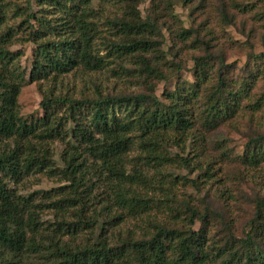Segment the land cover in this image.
Instances as JSON below:
<instances>
[{
    "label": "trees",
    "instance_id": "trees-1",
    "mask_svg": "<svg viewBox=\"0 0 264 264\" xmlns=\"http://www.w3.org/2000/svg\"><path fill=\"white\" fill-rule=\"evenodd\" d=\"M105 1L0 0V264H264V196L248 198L253 209L237 230L221 182L227 165L264 164V134L240 155L224 139L210 148L224 124L260 123L264 54L235 76L167 3L168 60L155 21L131 0L106 17ZM28 43L26 77L23 52L10 46ZM189 53L193 80L157 94ZM70 75L83 84H65ZM29 82L42 114L24 118L18 96ZM194 132L211 157L194 176L178 174L197 159L186 153ZM42 180L56 186L28 191Z\"/></svg>",
    "mask_w": 264,
    "mask_h": 264
},
{
    "label": "rangeland",
    "instance_id": "rangeland-1",
    "mask_svg": "<svg viewBox=\"0 0 264 264\" xmlns=\"http://www.w3.org/2000/svg\"><path fill=\"white\" fill-rule=\"evenodd\" d=\"M126 2L128 1L123 0L117 4L114 1L112 3L111 0H106L99 5V8L102 9L104 16L114 18L120 14L122 15L125 10H130ZM131 2L141 18L153 20L159 26L164 35L162 50L166 53L168 60L174 55V50L166 30L171 21L164 9L167 3L174 5L173 11L181 20L182 25L185 28H192L193 37L199 36L200 38H205V40H211L215 61L218 62V58H222L226 66H232L230 72L235 76L241 77V73L247 68L253 67L255 55L264 54V0H193L192 2H187V0H131ZM195 31H199L200 34L198 32L199 35H197ZM200 47L202 48V46ZM32 48L33 45L30 43L23 46L20 44L10 46L11 51L23 52L21 64L26 70V77L30 66ZM199 52H202L201 49H199ZM250 54L251 56H249ZM190 55L191 53L185 57V67L178 77L173 76L167 81L157 83V94L160 95L164 88L173 89L178 78L189 82L193 80V63L189 61ZM96 77V75L92 76V78ZM97 79L99 80L100 78L98 77ZM64 81L65 84L75 83L78 87L83 84L80 78H75L72 75L67 76ZM108 83L109 89L112 91L113 81L110 80ZM128 88L127 93H132L135 90L134 87L129 85ZM255 93H264V77L261 75L257 81ZM40 101L41 96L37 84L26 83L21 88L18 96L20 115L24 118L32 115H41ZM261 114L262 118L259 119V124L257 121H250L247 118L224 124L212 135L210 148L213 147L215 140L224 139L226 141L224 145L230 150V154L240 155L243 146L250 137L256 134H264V112H261ZM192 137L194 139L189 140L188 146L190 149H187L186 153L190 150L188 153L193 156L196 154L197 159L192 162L194 165H192L191 171L190 169H184L176 172L178 174L194 176L192 171L202 166L211 157L210 148L209 150L204 148L202 142L199 141L198 133L194 132ZM54 149L57 162L61 147L55 145ZM221 174L223 177L221 182L224 184V188H228L234 196L232 204H235L236 214L234 216L237 219V230L242 229L253 209L248 198L253 199L258 190L264 196V164L256 169H248L238 164H231L225 166ZM54 186H56L54 183L42 180L28 191L50 189ZM190 193L196 197L192 191ZM209 193L210 196L215 194L211 186L209 187ZM197 227L198 225H196Z\"/></svg>",
    "mask_w": 264,
    "mask_h": 264
}]
</instances>
